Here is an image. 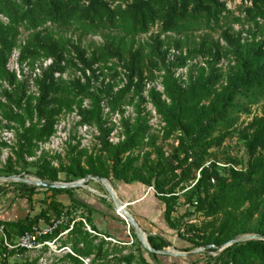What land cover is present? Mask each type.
Returning a JSON list of instances; mask_svg holds the SVG:
<instances>
[{
  "label": "trees",
  "instance_id": "1",
  "mask_svg": "<svg viewBox=\"0 0 264 264\" xmlns=\"http://www.w3.org/2000/svg\"><path fill=\"white\" fill-rule=\"evenodd\" d=\"M241 1L246 2L242 15L232 14L223 0H0V14L4 16L0 18V80L6 82L0 98V126L15 130L12 153L18 158L33 155L37 141L47 139L54 131L58 116L75 110L80 122L95 125L97 147L95 152H90L85 147L77 148L78 140L65 141L66 168L74 177L94 174L124 183L151 185L154 189L148 190L151 196L164 203L165 231L173 228L175 234L192 247L222 243L246 232L253 215V231L264 234V110L248 122L250 130L243 135L247 158L241 168L218 167L209 150L228 134L238 114L248 113L249 104L264 94V30L258 25L259 21L264 22V0ZM46 21L63 26L75 23L83 33L103 27L133 35L146 31L152 24H157L159 32L216 26L220 29L215 39H192L190 43L178 37L167 42L157 33L151 34L144 42L145 51L142 46H125L121 36L115 39L106 34L102 43L87 51L76 40L54 35L46 26H41ZM232 22H252L253 25L242 34V28L234 29ZM19 26L28 33L16 43L14 33ZM15 45L18 47L16 62L28 66V75L36 60L50 58L45 65L39 64V72L31 76L33 90L21 66H18L19 76L14 68L5 67L6 57ZM112 58L117 65L107 63ZM194 58L198 60L183 78L174 76L176 68ZM221 58L232 61L223 73L217 65ZM66 67L78 74L63 79L61 73ZM153 71H161L160 90L153 85L145 87L154 78ZM127 93L129 102L136 99L132 120L122 114V101ZM83 100L87 101L85 105ZM145 100L162 121L160 135L148 131L149 124L142 113ZM103 106L119 113L122 138L114 143L107 138L113 122L103 114ZM218 130L221 133L212 134ZM171 136L178 137L180 144L171 145L170 152L165 153L157 140ZM1 144L6 145L4 141ZM142 145L145 148L141 159L133 166L135 157L131 152ZM209 158L208 165L199 168V175L191 185L197 194L189 198V204L206 216H214L199 225L183 222L182 232L171 216L179 193L174 188L193 179L197 168ZM230 172L234 174L228 177ZM205 184L212 186V191L205 190L200 196L199 191ZM36 187L53 194L68 193L70 209L64 213L81 208L87 212L83 218L96 231H87L82 221L75 219L60 241L68 243L76 255L65 253V258L79 262L78 256L92 254L91 260H94L120 250L121 246H115L112 251L104 246L106 241L98 237L99 230L89 218L91 210L103 212L99 197L84 191L93 198L94 203L89 204L75 195L79 186L29 184L25 186L26 192H17L25 196L28 211L32 209L34 200L30 195ZM63 207L59 200L50 197L45 206L30 215L27 211L16 219L0 218V225L10 239L39 218L47 219L50 212L59 215ZM127 208L136 219L131 205ZM107 213L118 218L113 212ZM72 218L67 216L52 234L67 227ZM129 231H132L131 226ZM165 231L147 233L150 246L168 245ZM207 249L217 250L209 246L196 253L204 254ZM2 250L0 238V252ZM158 255L165 254L148 251L137 241L135 250L112 254L111 260L113 264H157ZM4 260L0 259V264ZM34 263L35 259L18 263L15 260L12 264ZM205 264H264V239L234 241L210 256Z\"/></svg>",
  "mask_w": 264,
  "mask_h": 264
},
{
  "label": "rangeland",
  "instance_id": "2",
  "mask_svg": "<svg viewBox=\"0 0 264 264\" xmlns=\"http://www.w3.org/2000/svg\"><path fill=\"white\" fill-rule=\"evenodd\" d=\"M226 7L231 11L232 14H239L242 15V7L246 3L241 0H223ZM228 16L227 18H229ZM0 18L4 19V16L0 14ZM221 21H224L223 18H221ZM252 22H245V23H238V22H232L231 26L234 29H241L243 30V34H245L244 29L252 26ZM258 25L260 28L264 30V22L259 21ZM41 26H46L45 28L52 32L54 35H62L69 37L73 40H76L81 46L85 47L87 51H89L94 46L102 43L104 41V38L106 37V34L113 35V37L116 39L118 36L122 37V42L125 46H128L129 44L131 47L135 46H142V50L145 51L144 48V42L149 39V35L157 33L159 37L164 38L167 42L171 41V38L178 37L181 38L182 41H185L187 43H190L192 39H199V38H206V39H215L218 37L219 27L214 28H199L195 30H186L183 32H174V31H164L159 32L157 24H152L149 26V28L144 32H139L133 35L130 34H124L122 30L115 29V28H103L99 27L94 32H81V30L77 27L75 23H71L69 25H57L50 22H45ZM28 33V30L24 29L22 26H19L17 28L16 33H14L15 42L18 43L19 41L23 40ZM17 45H15L11 51L8 53L6 60H5V67L15 68L17 70V67L19 64L16 62V52H17ZM198 60V58L190 59L188 62L182 66L178 67L174 70V76H181L183 78L188 68H193V63ZM114 63L118 64L115 58H112L107 61V63ZM232 61L228 60L227 58H221L219 62L217 63L219 70L223 73L225 72ZM118 69H120L119 65L117 66ZM26 74L28 71H25ZM161 71H153L154 78L148 82V86H158L160 87L159 74ZM78 74L77 71L73 70L70 67H66L65 70L61 73V77L63 79L70 78L71 76ZM32 76L31 73L29 75L27 74V82H30V77ZM118 76H116V79H118ZM6 87V82L3 80H0V98L2 99V89ZM30 90L33 89L30 87ZM145 93V90L143 91V94ZM129 94L127 93L123 97L122 106L124 108L123 115L127 116L130 120H132L135 116V102L136 99L133 98L130 102L128 101ZM87 102V101H85ZM144 110L142 113H144L147 123L149 124V132H155L157 135H160V126L162 124V121L158 116L153 113V109L151 107V104L148 100H145L143 102ZM103 108V114L110 118L111 116L108 113H104ZM264 110V94L257 98V100L251 104H249V112L248 113H240L238 114V117L235 121V123L229 128L228 134L221 138L218 143H214L209 150H211V154L214 158V160L217 161H225L229 160L228 164L232 167V169L236 170L238 168H241L243 165V162L247 158L246 150L244 147V141H243V135H247L250 128H248V122L253 116H260L261 113ZM61 113V121L63 122L62 125H65V127H68V137L71 142H76L75 138V124L73 123L74 117L71 114V112ZM115 118V121H117V116H113ZM112 120V118H110ZM2 122V121H1ZM111 122V121H110ZM26 123V121H25ZM117 124V123H116ZM5 128L0 126V206L4 205L5 200L7 196H10L11 194H15V196L18 197H25L24 195H18L17 192H26L25 186H28L29 184H32L31 182H22L20 180L9 178V176H23V177H33V178H40L45 180H61V181H69V180H75L80 177H74L66 168V158L64 156V152L66 149V142L62 145V147L54 148L45 146L46 148H35V151L33 155L26 156L24 158H18L16 157L12 151L11 148L14 147V141H15V130L11 129V136H6L3 132ZM122 127L119 124L117 127L112 129V138L116 137V133H121ZM221 133V130L214 131L212 134L217 135ZM7 137V138H5ZM5 138V139H3ZM1 141H4L6 145L1 144ZM81 143H77V148L79 147H85L87 151L95 152L97 147V142L95 137L91 139L82 140ZM157 142H160L162 144L163 149L165 150V153H169L171 150V145L176 146L180 144L179 138L176 136H171L166 139H159ZM85 144V145H84ZM145 148V146H139L132 150L131 156H134V160L132 162L133 166H137L141 159V152ZM208 160H211L210 158ZM207 161V160H206ZM220 167L219 165H217ZM196 174V171H195ZM234 174V172L228 175V177H231ZM196 177V176H195ZM194 177V178H195ZM107 178V177H105ZM193 179H188L186 181H183L182 183L175 186L174 190L179 192L177 194L176 202L173 206L172 211V219L175 223V226L179 227L182 232L185 228V225L183 222H188L191 224L199 225L201 222H204L208 220L209 218H212L214 215L206 216L201 211H197L194 207L189 204V198L196 196L197 192L194 189V186L192 187V182H194ZM108 179V178H107ZM109 180V179H108ZM210 182H212V178L209 179ZM112 185L116 184L117 179H111L109 180ZM37 186V185H36ZM87 186L91 187L93 190H96L99 195H96L98 198L99 203L101 202V208L103 212H98L96 215L97 221L93 222L96 230H99L98 237L101 239H104L102 235L105 237H109V239H104L106 242L104 243V246L107 247L109 250H113L115 246H121L120 250L116 251L115 253H109L106 256L102 258H97L94 260H91L92 254H89L87 256H81L82 259H80L79 262H73L63 256V253H48L45 248L42 249V254L45 257V264H113L111 260V255L116 254H125L126 252L130 250H135L136 244H137V237L134 233V230L132 228V231H129V226L127 225L126 221L120 217L116 212L114 208V204L109 199V195L99 180H96L94 178H88L85 181V185L83 189L85 191L90 192V190L87 188ZM144 191L145 190H151L148 189V185L142 184ZM37 190L33 193H31L30 198L34 201L32 202V209L30 210V213H33V210H38L39 207H43L46 205L48 198L54 197L57 200H60L59 197H62L63 194L60 192L57 193H51L48 190L41 189L39 187H36ZM115 188V186H114ZM205 190L208 192L212 191V186L209 184H205L202 186V189L199 191V195L201 196L204 194ZM76 192V191H75ZM95 194L94 192H92ZM144 193V192H142ZM105 203H102L104 202ZM162 205V209L164 206V203L162 200L159 201ZM189 207V209L187 208ZM65 209H61L60 212H64ZM118 211V209H117ZM140 211L142 212V209L140 208ZM82 216L84 215V210L81 211ZM107 212H113L114 214H117L116 216L118 218H113L111 213ZM119 212V211H118ZM120 213V212H119ZM54 213L50 212L47 215V219L44 218L45 221H47ZM76 214V210L73 208L71 210H68L67 216L74 217ZM154 213L152 212L150 216H152ZM143 216V215H141ZM90 220L92 217H89ZM255 217L252 216L249 224L246 226L247 231L246 233H253V226L255 224ZM166 223V222H165ZM145 233L147 232L144 228H142ZM245 233V232H244ZM102 234V235H101ZM165 238L169 240V244L162 246L163 249L167 250H177V251H186V250H192L193 248L188 243L183 241L178 235L175 234V231L173 228L168 229V231L164 232ZM238 241V240H237ZM143 247V246H142ZM186 248V249H185ZM198 251L191 252L187 255H173V254H165V255H158V259L156 260L157 264H205L210 259V256L214 255L217 250H205L204 254L202 253H196ZM38 255L34 251H26L22 254L20 259L10 258L6 264H12L13 261L16 260V263L32 260L35 259L34 264H39L37 262ZM1 264H5V260L1 262Z\"/></svg>",
  "mask_w": 264,
  "mask_h": 264
},
{
  "label": "built area",
  "instance_id": "3",
  "mask_svg": "<svg viewBox=\"0 0 264 264\" xmlns=\"http://www.w3.org/2000/svg\"><path fill=\"white\" fill-rule=\"evenodd\" d=\"M243 34V33H242ZM259 37V36H257ZM17 55V52H16ZM50 61V58H44L42 60H36L33 64V69L30 72L32 75L34 72H39V64L45 65ZM24 70V72L28 69V66L22 62L19 64ZM15 69V68H14ZM17 75L18 74V67L17 70L15 69ZM30 87L34 89V86L31 82V77H30V82H29ZM148 85V83L146 84ZM160 85V84H159ZM157 89H161L158 86H154ZM31 89V90H33ZM86 100H83V104L85 105ZM152 107V106H151ZM104 113H108L112 118H108L111 122H113V127L109 131L107 138L109 141L112 143L116 142L117 140L122 138L121 133H116V137L112 138V129L117 127L118 125V120L115 121V118L113 116H117V119H119V113L117 111H109L106 106H103ZM153 109V107H152ZM74 117L73 123L75 124V138L78 140L79 143L82 144V140L86 139H91L95 137L97 134V129L94 124H88L85 122H80L79 121V116L76 114L75 110L69 111ZM66 112L65 114H67ZM153 113L156 114V112L153 109ZM61 115V114H60ZM58 116L55 124H54V131L47 137V139L42 140V141H37V147L38 148H46L45 146L54 148L62 147L64 142L67 140L68 137V127H65V125H62V119L61 116ZM157 115V114H156ZM158 116V115H157ZM159 118V116H158ZM3 121V120H2ZM117 123V124H116ZM4 134L6 136H11V129H4L3 130ZM7 138V137H5ZM3 138V139H5ZM85 145V144H84ZM216 165L224 166V165H229L228 163H223L221 161L214 160ZM209 163V160L203 162L196 170L195 174V179L199 175L198 170L201 166H207ZM231 165V164H230ZM193 184V182H192ZM151 189L154 191L153 187L151 185H148V189ZM194 203V202H193ZM67 219V215L64 212H61L59 215H52L47 221H45L42 218H39L36 222H32L30 226L27 229H24L20 233H18L15 238L9 239L6 234L4 233L2 226L0 225V238H1V244L3 246V250L0 252V259L5 258V264L8 261V258H15V259H20L22 254L26 251H34L38 255L37 257V262L39 264H45V257L42 254V249L45 248L48 253H70L73 255H76L72 249L70 248L68 243H62L60 239L66 234V232L71 228L72 222L75 219H80L82 221L83 227L91 232V233H96L93 229L90 228V225L85 221L83 217H78V218H72L69 220L67 227L57 231L55 234H52L53 230L63 221ZM100 234V233H97ZM102 235V234H101ZM104 239H109V237H105L102 235ZM78 256V255H77ZM78 258L82 259L81 256H78Z\"/></svg>",
  "mask_w": 264,
  "mask_h": 264
},
{
  "label": "crops",
  "instance_id": "4",
  "mask_svg": "<svg viewBox=\"0 0 264 264\" xmlns=\"http://www.w3.org/2000/svg\"><path fill=\"white\" fill-rule=\"evenodd\" d=\"M114 186L120 198L123 201L127 202V207L128 205L129 206L131 205V210L134 212L137 222L147 232L155 233L156 231L167 230L166 224L162 216V205L159 202L160 200L156 199L154 196H151L148 190L144 191L142 184L138 182L124 183L120 180H117ZM79 187H80V190H77L76 192H74L77 198L86 199L89 202V204H93L94 203L93 198L90 196H87V194L84 192L85 190L83 189L84 186H79ZM88 187L89 186H87V188ZM59 192L63 194L62 197H59L60 199L59 201L65 206L63 208L65 210L70 209L69 207L70 201H69L68 193L64 191H59ZM92 192L93 191L90 190V192L88 193H92ZM94 193H95L94 195H99V193H96V192ZM145 197H147L148 199L142 200V199H145ZM28 206H29V203L24 197H18V196H15V194H11L10 196H7L4 205L0 206V218L16 219V218L22 217L28 211ZM140 208L142 209V212L140 211ZM75 210L78 214H76L74 218L83 217L82 215H79V213L82 211L81 208L76 207ZM35 211L37 210H33V212ZM152 212L154 214L150 216ZM83 213L86 214L87 212L84 211ZM97 213L98 212L95 210L90 211L89 216L92 217L91 219L92 223L97 221V218L95 215ZM28 214L29 215L31 214L30 210L28 211ZM16 235L17 233L11 236L9 235L10 239L15 238ZM9 259L10 258H8V260Z\"/></svg>",
  "mask_w": 264,
  "mask_h": 264
},
{
  "label": "water",
  "instance_id": "5",
  "mask_svg": "<svg viewBox=\"0 0 264 264\" xmlns=\"http://www.w3.org/2000/svg\"><path fill=\"white\" fill-rule=\"evenodd\" d=\"M9 178H14L17 180H20L22 182H31L34 185L37 186H42V187H75V186H84L85 181L88 178H94L96 180H99L102 182L104 185L108 195L109 199L112 201L114 204L115 212L116 208L120 209L123 213L122 215H118L122 217L127 225H130L134 233L137 237L138 242L143 246L146 250L155 252V253H161V254H173V255H187L191 252L198 251L201 249H205L209 246H213L217 249V251L221 250L224 246L231 244L234 241L237 240H243V239H264V234L253 232V233H241L238 236H233L229 238L227 241L222 242V243H210V244H205L202 246H198L196 248H193L192 250H186V251H177V250H167L163 248H154L150 246L146 239V233L145 231L141 228L137 220L134 218V216L131 214V212L127 208V202L123 201L112 183L105 177L94 175V174H86L80 178H77L75 180H69V181H61V180H45V179H40V178H33V177H23V176H9ZM93 192L98 193L97 191L91 189L88 187Z\"/></svg>",
  "mask_w": 264,
  "mask_h": 264
},
{
  "label": "bare ground",
  "instance_id": "6",
  "mask_svg": "<svg viewBox=\"0 0 264 264\" xmlns=\"http://www.w3.org/2000/svg\"><path fill=\"white\" fill-rule=\"evenodd\" d=\"M117 209H118V208H116V211H117ZM118 211H119L120 213H119ZM118 211H117V213H118L119 215H122V216H123L122 211H121L120 209H118Z\"/></svg>",
  "mask_w": 264,
  "mask_h": 264
}]
</instances>
